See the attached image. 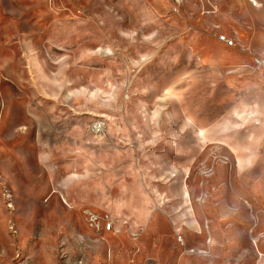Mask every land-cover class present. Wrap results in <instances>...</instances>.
Wrapping results in <instances>:
<instances>
[{
    "label": "rangeland",
    "instance_id": "rangeland-1",
    "mask_svg": "<svg viewBox=\"0 0 264 264\" xmlns=\"http://www.w3.org/2000/svg\"><path fill=\"white\" fill-rule=\"evenodd\" d=\"M253 1L0 0V264H264Z\"/></svg>",
    "mask_w": 264,
    "mask_h": 264
},
{
    "label": "built area",
    "instance_id": "built-area-1",
    "mask_svg": "<svg viewBox=\"0 0 264 264\" xmlns=\"http://www.w3.org/2000/svg\"><path fill=\"white\" fill-rule=\"evenodd\" d=\"M177 2H180V1H182V0H176ZM253 1V0H252ZM254 2V1H253ZM94 219V221H99V218L97 217V216H95V217H93ZM106 219H107V222H106V228L108 229V230H110V229H112L114 226H115V224H114V219L112 218V217H110L109 215H106Z\"/></svg>",
    "mask_w": 264,
    "mask_h": 264
}]
</instances>
